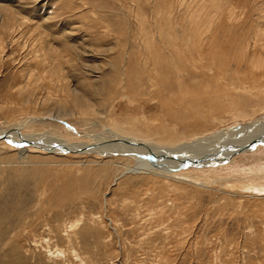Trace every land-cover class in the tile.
Wrapping results in <instances>:
<instances>
[{
    "label": "rangeland",
    "instance_id": "rangeland-1",
    "mask_svg": "<svg viewBox=\"0 0 264 264\" xmlns=\"http://www.w3.org/2000/svg\"><path fill=\"white\" fill-rule=\"evenodd\" d=\"M17 125L233 154L134 172L0 136V264H264V0H0V129Z\"/></svg>",
    "mask_w": 264,
    "mask_h": 264
},
{
    "label": "bare ground",
    "instance_id": "bare-ground-1",
    "mask_svg": "<svg viewBox=\"0 0 264 264\" xmlns=\"http://www.w3.org/2000/svg\"><path fill=\"white\" fill-rule=\"evenodd\" d=\"M97 84V83H96ZM255 85V84H254ZM242 87V86H241ZM246 88V87H245ZM248 88H253V87H251V86H249ZM95 93V92H94ZM89 98V97H88ZM172 117V116H171ZM172 121H173V118H172ZM243 126V125H242ZM24 128V127H23ZM20 130V126L19 125H17V126H11V127H9V128H7V129H0V136H3V139L4 138H6V139H9V140H15V141H19V143H25L26 145L27 144H31L32 146H34V147H37V148H40V149H44V150H46L47 152H50V153H55V152H58L59 150H63V151H65V152H68V153H84V152H87V153H93V152H95V153H98V154H100V155H102L103 157H110V156H122V157H131L134 161H135V163L137 162V164H139V165H136V167L134 168V169H132V171H141V170H143V169H140L141 167V164H147L149 167H151V168H153V169H156V170H160V169H171V168H176V167H178V165L180 164V163H178V164H176V165H173V166H171V167H165V166H163V164H157V163H159V162H157V161H159L158 159H161V158H164V157H166L167 155L165 154L166 152H169V153H171L168 157H171V158H173V160H175V161H188L189 160V158H188V154L189 153H186L187 155H184V156H181V158L182 159H178V158H175L174 156H176L178 153H183V151H186L189 147H191L192 146V143L191 144H189V145H182V147H181V145L179 146L180 148H179V150L177 151L178 153H174V152H172V151H170L169 149H161V148H158L157 146H155L156 148H154L153 146H148V147H140V146H135V140H133V139H131V138H129V137H127V138H124L123 140H124V142L125 143H127V144H129L130 142H132L133 141V143H135V144H133L134 146H128V147H126V146H122V147H120V146H117V145H100L99 144V147L97 146V147H95V148H93V147H88V146H85V147H82V145L81 144H74V145H70V144H67L66 142L64 143V142H61V141H59V140H61V139H59V140H56V139H51V138H42V139H38V140H35V139H33V138H30V137H27V136H25V135H22V134H20V133H17V132H15V130ZM245 129H247V128H245ZM107 131V130H106ZM236 133V132H235ZM254 133V132H253ZM264 133V132H263ZM115 134V133H114ZM220 134V135H219ZM237 134V133H236ZM45 135H47V134H45ZM223 134L220 132V133H216L215 134V136L213 135V137H210V138H203V139H199V140H197L196 142L199 144V145H203V146H205V148L207 147V149L208 148H215L217 145H218V143L219 142H221V140H222V138H221V136H222ZM225 135V134H224ZM247 135H250V133L248 132L247 133ZM158 136V135H157ZM219 136V137H218ZM238 135H236V137H237ZM253 136V135H252ZM123 137V136H122ZM257 137V136H256ZM258 139L257 140H255V141H257L258 142V140H260L258 143H260V142H262V144L261 145H263L264 144V134H262V135H258ZM112 138V137H111ZM152 138V137H151ZM159 138V137H158ZM212 138H214V139H212ZM250 138V137H249ZM254 138V137H253ZM252 138V139H253ZM102 139V138H101ZM115 139V138H114ZM96 140V139H95ZM116 140V139H115ZM224 140H226L225 138H224ZM99 141V140H98ZM249 141H250V139H249ZM248 141V142H249ZM116 142V141H115ZM121 142H123V141H121ZM257 142H255L256 144H257ZM43 143H48V144H51V148H48V146H46V148L45 147H43ZM143 143V142H142ZM254 143V144H255ZM24 144V145H25ZM116 144V143H115ZM151 144V143H150ZM149 144V145H150ZM194 144V143H193ZM255 144V145H256ZM151 145H153V144H151ZM232 145V144H231ZM241 145V144H240ZM250 145V144H249ZM251 146V145H250ZM253 146V145H252ZM57 147V149L58 150H56V149H54V148H56ZM153 147V148H152ZM199 147V146H198ZM222 147H225V146H222ZM240 147V146H239ZM255 147V146H254ZM205 148H204V151H205ZM21 149V148H20ZM95 149V150H94ZM97 149L99 150V152H96L97 151ZM151 149H153V151H151ZM216 149V148H215ZM217 149H218V146H217ZM223 149V148H222ZM225 149H227V148H225ZM246 150H248V149H246ZM20 151V150H19ZM18 151V152H19ZM196 151H197V149H196ZM200 151V150H199ZM211 151H215V150H211ZM198 152V151H197ZM218 152V151H217ZM222 151H220L219 153H215V154H213L212 153V155H207L206 154V156L205 155H200L199 154V157H198V159H196V160H194V158H192V159H190L191 161H196L197 162V165L199 166L200 164H203L204 166H210V165H217V164H219V163H221V162H223V161H225L224 159L225 158H227V156H231L233 153H231V152H229V153H225V154H222L221 153ZM21 153H26V149H23L22 151H20V158H22V159H24V156L21 154ZM180 153V154H181ZM148 154H153L152 155V158L150 159V157L148 156ZM225 155H227V156H225ZM225 156V157H224ZM189 160V161H190ZM223 160V161H222ZM165 163V162H164ZM169 163V162H168ZM188 164V163H187ZM201 166V165H200ZM175 170H177V169H175ZM149 173V174H155V172L154 171H147L146 170V173ZM136 173H138V172H136ZM136 173L134 174V175H136ZM17 174V173H16ZM157 174V173H156ZM171 174V173H170ZM9 176V175H8ZM15 176V175H14ZM13 176V177H14ZM21 177V176H20ZM140 177V176H139ZM34 178V177H33Z\"/></svg>",
    "mask_w": 264,
    "mask_h": 264
}]
</instances>
